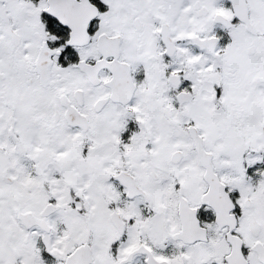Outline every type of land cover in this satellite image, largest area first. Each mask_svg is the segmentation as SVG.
Returning a JSON list of instances; mask_svg holds the SVG:
<instances>
[{
  "label": "snow or ice",
  "instance_id": "1",
  "mask_svg": "<svg viewBox=\"0 0 264 264\" xmlns=\"http://www.w3.org/2000/svg\"><path fill=\"white\" fill-rule=\"evenodd\" d=\"M0 264H264V0H0Z\"/></svg>",
  "mask_w": 264,
  "mask_h": 264
}]
</instances>
